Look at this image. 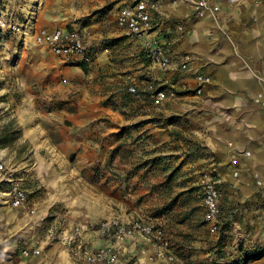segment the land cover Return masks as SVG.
<instances>
[{"label":"rangeland","instance_id":"374dc122","mask_svg":"<svg viewBox=\"0 0 264 264\" xmlns=\"http://www.w3.org/2000/svg\"><path fill=\"white\" fill-rule=\"evenodd\" d=\"M181 1L185 4L179 6H189L191 12L163 19L169 45L186 42L209 22L201 44L222 56L223 63L224 3L238 0ZM114 4L0 0V146L6 148L8 162L21 170L27 191L26 202L14 207L6 188H0V264H71L65 258L82 249L84 264H124L118 246L138 237L156 247V258L148 256L151 262L166 264L164 258L171 257L167 261L172 264H247L263 251L242 244L232 225L240 223L241 211L250 204L194 165L193 148H204L192 140L190 123L180 115L179 97L197 94L193 86L181 89L176 82L194 69L197 55L186 51L187 70L178 65L176 80L165 81L147 43L127 55L118 51L123 40L109 32L117 26ZM57 28L96 34L91 50L100 47L103 57L82 63L83 71L80 61L38 42L40 31ZM166 45L158 42L153 49L165 50ZM102 60L105 64L93 73ZM121 67L127 70L118 78ZM158 92L165 98L158 100ZM210 180L217 181L220 193L215 230L205 219L203 202ZM123 214L133 219H122ZM112 220L153 225L162 230L163 241L154 236L119 241L98 232L109 240L107 245L94 253L81 248L86 225ZM76 226L83 232L66 243V234ZM98 252L103 257L97 258ZM72 264L83 263L73 258Z\"/></svg>","mask_w":264,"mask_h":264},{"label":"crops","instance_id":"0c3cea01","mask_svg":"<svg viewBox=\"0 0 264 264\" xmlns=\"http://www.w3.org/2000/svg\"><path fill=\"white\" fill-rule=\"evenodd\" d=\"M112 1L115 2L113 8L115 12L122 5L131 3V0ZM262 2H264V0H262ZM157 3L159 5V10L155 12L157 18L153 30L149 32L148 35L130 37L125 34L123 29L118 28L116 25L115 29L112 27L109 30L110 35L115 38H122L123 42L120 44L118 51L121 50L120 53L126 55L128 53L140 51L144 47V43L149 44L150 41L156 40L164 45L167 44L165 51L167 50V53L171 56V63L166 67H161L163 73L161 74L162 76L160 75L165 81H169V79L173 81L175 79L174 77L179 75L178 62L186 51H192L197 55L195 60L193 58L191 64V66H193L192 69H194L187 73L185 71V74L182 73L180 75L181 77H179L176 82L177 85L180 84L181 89H190L192 86L194 87L196 72H202L201 74L204 73L212 78L211 84L205 86L202 95L183 94L179 97L180 104L182 105V107H180L182 110L180 115L190 123V132L188 133L191 134L194 142L204 148L200 149L198 152L193 148V160L197 163L194 165L200 166L201 169L207 172L209 178L212 177L211 175L216 176L218 181L224 184L226 191L237 192L238 190H234L232 187L238 180L235 173L239 171V176L241 178L248 177L252 172V168L251 163L242 157V153H239L232 147L233 144L240 142L242 134L239 129L240 121L236 119L235 108L231 111L229 110V106L235 104L237 101L227 88L228 73L231 71L234 76L241 75L242 65L235 58L236 50H241L242 54L243 51H248L252 55L264 56V41H261L259 45L253 43L250 47L245 44L246 38L243 35V30L236 23V18L241 8L240 0H238L237 3L233 4L229 2H226L227 4L224 3L226 6L224 16L225 43L223 63H221L222 56H218L201 44L204 31L211 29L212 23L209 22H204L203 27H199L196 32L194 31L193 35L186 42L170 46L163 35V30L168 27V25H166L167 22H164L163 19L183 17L186 12H191V8L184 5L180 7L179 4H185V2L181 0H164L163 2L157 1ZM81 35L84 38L86 46L92 49V40H94L97 35L93 34V36H88L83 31ZM98 44L99 43L96 45ZM153 47L154 46L151 44L150 52L152 54H154ZM102 55L103 49L101 50L100 47H97L94 53V58H96L94 61L101 59L103 57ZM226 60L228 63H225ZM107 62L109 63V61ZM104 64V60L99 62L96 68L93 69V73H98L99 68ZM150 69L149 67H145L144 70ZM126 70L127 69L123 70L121 67V69L118 70L121 75H117L116 77H122L123 71ZM151 72L153 75L157 74L152 70ZM254 99L257 101H264V97L258 95L255 96ZM252 143L254 148H264V140L253 141ZM203 151L205 154H202ZM262 171H264V169H262ZM239 192L242 194L241 199H243L245 193L242 191ZM249 195L250 199L246 201L247 205L250 204V207L241 211V215L244 216L240 219V223H233L232 230L239 231L240 237H242V244L256 246L260 249L258 251H263L262 255L249 261L247 264H264V188L257 189L255 183H253ZM121 218L127 221L133 219L130 214H123ZM83 221L89 223L91 220ZM83 221L81 223H83ZM79 243L81 248L85 247L84 249L88 252L94 253L99 247L107 245L109 240L103 238L97 231L86 227L79 239ZM118 247L120 248V260L124 262V264L128 262L132 264H163L161 259H156V261L153 262L150 261L151 259H149L148 256L156 258L154 257L156 247L144 238L138 237L137 239L126 240ZM82 251L75 250L73 256L70 257L68 255L65 261H70L72 264L73 258H78L82 260L84 264L86 254L84 255V251ZM145 253L147 256L144 255ZM240 255H242V252ZM70 258H72V260ZM167 260L169 261V259ZM167 260L164 258L166 264H172Z\"/></svg>","mask_w":264,"mask_h":264},{"label":"built area","instance_id":"2783aa9c","mask_svg":"<svg viewBox=\"0 0 264 264\" xmlns=\"http://www.w3.org/2000/svg\"><path fill=\"white\" fill-rule=\"evenodd\" d=\"M236 1V0H231ZM159 5L157 0H131L130 4H124L116 11L115 21L118 28L124 30L125 34L130 37L146 36L153 30L157 18ZM40 43L46 44L50 50L63 57H73L80 63H91L94 61V52L86 46L83 36L76 30L54 29L53 31L42 30L37 36ZM158 43L156 40L150 41L155 46ZM157 59L161 67H166L171 63V56L167 50L156 49ZM190 63V56L183 55L179 60L178 65L182 70H187ZM194 83V91L197 95H202L205 86L211 84L212 78L206 74H196ZM130 91H135L134 87H129ZM158 100L165 98L163 92L156 94ZM0 164H4L3 169H0V188H6L10 203L14 207L22 206L27 200V191L22 186L23 177L21 170L12 166L8 162V154L6 148L0 146ZM219 198L220 193L217 188V181L210 180L204 188L203 202L206 207L205 219L210 224L212 230L218 228L219 216ZM86 227L97 230L102 236H112L119 241L127 238L138 236H154L163 241V232L160 228H154L153 225H143L134 220L127 224L119 223L117 220L102 222L99 224H88ZM85 227V228H86ZM83 232L81 226H76L70 233L66 234V243L74 242L75 237ZM118 241V242H119ZM103 257V252H98L97 258ZM116 256L113 255L112 259ZM172 260V258H168Z\"/></svg>","mask_w":264,"mask_h":264},{"label":"clouds","instance_id":"9594fccd","mask_svg":"<svg viewBox=\"0 0 264 264\" xmlns=\"http://www.w3.org/2000/svg\"><path fill=\"white\" fill-rule=\"evenodd\" d=\"M203 3L204 0H201ZM241 8L236 23L242 28L246 38L245 44L259 45L264 41V2L262 0H240ZM235 58L242 65L241 75L228 73L227 88L237 101L229 106L236 110V119L240 121L239 129L242 138L232 147L251 163L252 172L241 178L239 171L235 173L238 180L232 185L234 190L245 193L243 199H250L249 191L253 183L257 189L264 188V148H254L253 141L264 140V101H257L255 96L264 97V56H256L248 51L236 50ZM231 59V58H230ZM225 63H228L226 60ZM247 94V95H245ZM235 123V121H234ZM255 153V154H254ZM4 164H0L3 169ZM0 179H3L0 176Z\"/></svg>","mask_w":264,"mask_h":264},{"label":"trees","instance_id":"16d2710c","mask_svg":"<svg viewBox=\"0 0 264 264\" xmlns=\"http://www.w3.org/2000/svg\"><path fill=\"white\" fill-rule=\"evenodd\" d=\"M82 63H80V67L83 71H85V68L83 67V65H81Z\"/></svg>","mask_w":264,"mask_h":264},{"label":"bare ground","instance_id":"6f19581e","mask_svg":"<svg viewBox=\"0 0 264 264\" xmlns=\"http://www.w3.org/2000/svg\"><path fill=\"white\" fill-rule=\"evenodd\" d=\"M83 223H84V221H83Z\"/></svg>","mask_w":264,"mask_h":264}]
</instances>
